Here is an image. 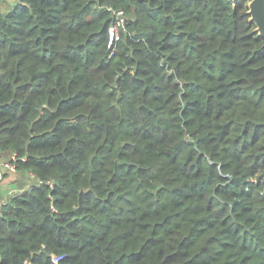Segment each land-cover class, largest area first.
Segmentation results:
<instances>
[{
  "label": "trees",
  "instance_id": "trees-1",
  "mask_svg": "<svg viewBox=\"0 0 264 264\" xmlns=\"http://www.w3.org/2000/svg\"><path fill=\"white\" fill-rule=\"evenodd\" d=\"M248 1L0 10V154L35 177L0 204V264H264ZM109 6L126 16L115 40Z\"/></svg>",
  "mask_w": 264,
  "mask_h": 264
},
{
  "label": "rangeland",
  "instance_id": "rangeland-1",
  "mask_svg": "<svg viewBox=\"0 0 264 264\" xmlns=\"http://www.w3.org/2000/svg\"><path fill=\"white\" fill-rule=\"evenodd\" d=\"M8 7L6 10L11 8ZM4 155V154H3ZM11 155V154H10ZM10 155L0 157L9 159ZM0 176V199H5L11 193L20 192L21 190L30 188V184L35 182V177L29 172H21L15 170H2Z\"/></svg>",
  "mask_w": 264,
  "mask_h": 264
},
{
  "label": "built area",
  "instance_id": "built-area-1",
  "mask_svg": "<svg viewBox=\"0 0 264 264\" xmlns=\"http://www.w3.org/2000/svg\"><path fill=\"white\" fill-rule=\"evenodd\" d=\"M109 9L112 10L113 14H114V22L112 23V25L110 26V32H111V39L115 40L118 39L119 37V28L120 27H124L125 21H126V16L124 15V12L122 9H116L113 8L111 6H109ZM2 170H15L16 171V156L14 153H11L10 158L9 159H3L0 157V176ZM30 188L32 187V183L30 184ZM27 188V189H30ZM26 190V189H24ZM23 191V190H21ZM20 191V192H21ZM19 192H15V193H11L9 196H14L17 195ZM4 199H0V204ZM60 259V255H56L53 254L52 255V260L54 262H57ZM30 264V263H29Z\"/></svg>",
  "mask_w": 264,
  "mask_h": 264
},
{
  "label": "water",
  "instance_id": "water-1",
  "mask_svg": "<svg viewBox=\"0 0 264 264\" xmlns=\"http://www.w3.org/2000/svg\"><path fill=\"white\" fill-rule=\"evenodd\" d=\"M247 12L256 25L255 30L264 37V0H249Z\"/></svg>",
  "mask_w": 264,
  "mask_h": 264
},
{
  "label": "crops",
  "instance_id": "crops-1",
  "mask_svg": "<svg viewBox=\"0 0 264 264\" xmlns=\"http://www.w3.org/2000/svg\"><path fill=\"white\" fill-rule=\"evenodd\" d=\"M17 0H0V10L5 11L8 7L13 6Z\"/></svg>",
  "mask_w": 264,
  "mask_h": 264
}]
</instances>
